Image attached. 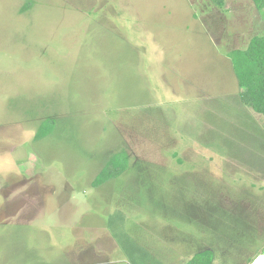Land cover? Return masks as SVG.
I'll use <instances>...</instances> for the list:
<instances>
[{
  "label": "rangeland",
  "instance_id": "374dc122",
  "mask_svg": "<svg viewBox=\"0 0 264 264\" xmlns=\"http://www.w3.org/2000/svg\"><path fill=\"white\" fill-rule=\"evenodd\" d=\"M216 1L0 0V264H135L141 245L186 264L227 235L214 264L264 252V117L230 58L253 20ZM119 151L128 169L94 186Z\"/></svg>",
  "mask_w": 264,
  "mask_h": 264
},
{
  "label": "trees",
  "instance_id": "16d2710c",
  "mask_svg": "<svg viewBox=\"0 0 264 264\" xmlns=\"http://www.w3.org/2000/svg\"><path fill=\"white\" fill-rule=\"evenodd\" d=\"M216 2L223 4L224 0ZM252 2L257 10L264 11V0H252ZM230 58L239 87L240 102L244 107L264 117V36L252 37L246 48L232 50ZM51 127L52 121L45 120L35 134L36 140L46 135ZM127 169V154L125 151H119L105 163L93 180V185L99 186L110 180L118 179ZM125 250L135 264L145 263L143 259L147 254L142 247H136L132 251L129 247H125ZM141 252H143V256L139 254ZM211 262V250H204L194 254L187 264H210Z\"/></svg>",
  "mask_w": 264,
  "mask_h": 264
},
{
  "label": "crops",
  "instance_id": "0c3cea01",
  "mask_svg": "<svg viewBox=\"0 0 264 264\" xmlns=\"http://www.w3.org/2000/svg\"><path fill=\"white\" fill-rule=\"evenodd\" d=\"M226 10H227L228 17L229 16H234L233 13L240 12L242 15L247 16V18L253 20V23H252L253 24V26H252V30H253L252 32L253 33H252V35H250L251 36L250 39L252 37H254V36H264L263 35L264 34L263 33L264 30H260L261 26L264 29V11L261 12V11L257 10V8L253 6V4H252L251 1L248 2L247 0H236V2L233 4V7H232V10L233 11L230 10V8H226ZM235 16H237V15H235ZM254 30H256V31H254ZM20 180H21V178H20ZM14 184H16V180H15ZM257 212H255V214ZM254 216H256V215H254ZM254 216H251V217H248V218H245V219H241V217H236V219H235L234 216H233V214L232 213H229V217L228 218L229 219H233L234 221L235 220H239V222L241 223V226L243 228H248V222H250V220ZM235 223H236V221H235ZM255 223L261 224V223H258V222H255ZM14 224H18V223H14ZM27 225H29V224H27ZM17 226H22V225L18 224ZM230 227H231L232 231H234L235 224H232L231 223L230 224ZM229 231H230L229 233L232 232L231 230H229ZM227 237L230 238V240L229 241H226V244H225L226 245L225 249H227L226 252H223V253L216 252V249L219 250L218 249L219 248L218 247V244L215 247L214 246L213 247L211 246V247H208L209 249H207V248L204 249V250H211L213 252L212 262L210 264H214V260L216 258V254L217 255L221 254V256H222V254H226V255L228 254V251H229L228 249L230 248L231 240H235L236 238L235 237H232L230 235H227ZM249 244H250V242L246 240V245H249ZM263 246H264V243L262 244V247ZM141 247H142V245H141ZM108 249H109L108 251L106 250L104 252L105 255H107V256H109L108 254H111L114 251L113 248L111 249L110 247H108ZM145 249H146V251H151V250H148L146 247H144V250ZM257 249H255V250H253L251 252L252 256L256 253V250ZM69 250H68V253L65 254V256H66L65 257V260L66 261H64L63 263H60L59 262L58 264H117V263L120 264L121 263V261H117L118 260L117 258L114 259V260H111L109 257H107L108 260H105V258L102 257V254L103 253L97 254L96 251H93V249H91V248H87V249H85V248H82V249L79 248V249L76 250L77 255H74V256L72 255V253ZM204 250L199 251V252H196V253L203 252ZM260 253H263V252H260ZM30 258H33V257H30ZM12 260H19L21 262H24L21 259L12 258L8 254L3 255V260L2 261L4 262V264H7L8 261H10V263H11ZM34 260H36V259L33 258V261ZM143 260H145V263H143V264H164L162 262H158L157 259H156V257L152 253H151V255H149L148 258L147 257H144ZM124 262L126 264H130L129 261H127V260H125Z\"/></svg>",
  "mask_w": 264,
  "mask_h": 264
},
{
  "label": "built area",
  "instance_id": "2783aa9c",
  "mask_svg": "<svg viewBox=\"0 0 264 264\" xmlns=\"http://www.w3.org/2000/svg\"><path fill=\"white\" fill-rule=\"evenodd\" d=\"M250 264H264V252L258 254Z\"/></svg>",
  "mask_w": 264,
  "mask_h": 264
}]
</instances>
